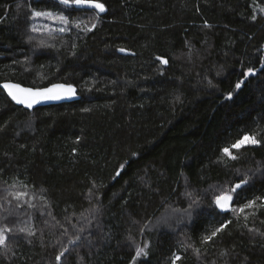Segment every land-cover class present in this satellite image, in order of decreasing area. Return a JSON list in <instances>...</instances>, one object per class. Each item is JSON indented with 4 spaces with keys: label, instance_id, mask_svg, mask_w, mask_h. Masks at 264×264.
I'll return each instance as SVG.
<instances>
[{
    "label": "trees",
    "instance_id": "trees-1",
    "mask_svg": "<svg viewBox=\"0 0 264 264\" xmlns=\"http://www.w3.org/2000/svg\"><path fill=\"white\" fill-rule=\"evenodd\" d=\"M99 2L96 27L81 31L73 23L91 27L96 10L0 0V85L63 83L79 96L27 111L0 87V227L13 229L0 264H264L261 201L232 210L264 197V0ZM33 10L72 23L60 32ZM246 134L261 142L232 149ZM167 215L172 229H155ZM28 226L34 235L18 231Z\"/></svg>",
    "mask_w": 264,
    "mask_h": 264
},
{
    "label": "snow or ice",
    "instance_id": "snow-or-ice-1",
    "mask_svg": "<svg viewBox=\"0 0 264 264\" xmlns=\"http://www.w3.org/2000/svg\"><path fill=\"white\" fill-rule=\"evenodd\" d=\"M59 3L65 8H70V7H77V8H90L96 10L93 16V22L91 24V27H89L87 24H83V27H81V24L83 21L77 20L73 23V26L80 29L81 31H91L93 28L96 27L95 24V19L98 18L100 13L105 12V5L102 2H99V0H59ZM261 12H264V7L260 8ZM31 17L32 18H46L49 20H54L59 22L60 24L64 25L65 27H61L58 29L60 32H65L68 31V25L72 23L69 19L68 16L64 15L63 13H55L52 11H40V10H33L31 12ZM253 20L256 19L255 14L252 17ZM47 26H44L40 29L36 27H32L31 31L36 32V31H50ZM31 39V37H30ZM43 44V42H41ZM120 51H124V49H120ZM159 59V58H158ZM162 63H167L166 60H162ZM250 74H254L252 68H248L244 72V76L248 77ZM211 83V82H209ZM242 82H237L235 87L239 89L241 87ZM3 89L7 91V95L11 98V100L15 101L17 104L25 105L28 108H32L34 104L40 102L41 100H59L62 98H69L73 95H75V91L72 87V85H57L54 84L51 87L40 89V90H32L29 88H22L19 84H14L11 82H4L2 85H0ZM231 96V93H229V97ZM177 99H179L177 97ZM84 111H88V109H84ZM261 141L258 140L254 135H249L246 134L243 136L241 139L237 140L233 145H231L232 149H240L246 145H258ZM75 151V149L73 150ZM222 152L228 156L230 159H236V157L232 154L230 149L228 147H225L222 149ZM133 155H136V153H133ZM121 169L125 167L124 164L120 165ZM119 175V173H117ZM247 183V178L244 180H241L239 183L234 185L229 191L230 193H235L238 189L242 187V185ZM15 187V184L13 185ZM9 195L13 196L14 199L17 201H20L23 199V197L27 196V192H15V193H9ZM187 196L191 197L190 193H186ZM6 199V198H5ZM43 199V197H41ZM233 200V195L226 193V192H221L220 195H217L214 197V202L222 210L229 209L231 207V202ZM260 200L262 207H264V197H257L254 200H249L247 203L243 204L239 209H232L234 212H239L243 213L245 209L253 208L256 206V201ZM8 203H11L8 201ZM47 203V201H45ZM199 201L193 200L192 203L190 204V208L193 205L198 206ZM20 204L17 203V207H19ZM29 206L32 207L33 205L29 203ZM3 207V206H0ZM8 211L9 215L12 214L10 209H5ZM186 212L188 210H185ZM191 215V213H188ZM245 220L248 219L247 215L244 217ZM231 223V221H228L224 224H221L219 227H216L215 230H213L210 234L203 236L202 238V243H208L213 241L215 237L219 233H221L226 227L227 224ZM144 227H148V225H144ZM19 232L21 233H27L28 235H34V229L31 226L28 227H20L18 229ZM143 231V228L141 229ZM13 232V229L10 227H0V246H4L6 242V233H11ZM131 239V237H129ZM149 247V245L146 243L144 247H140L139 245H136L135 247V255L137 257L139 256H146L147 252L146 249ZM63 255V254H61ZM61 255L56 256V261L59 262L61 260ZM135 259V257H134ZM180 257L176 256L174 257L172 264H176V261L179 260Z\"/></svg>",
    "mask_w": 264,
    "mask_h": 264
},
{
    "label": "water",
    "instance_id": "water-1",
    "mask_svg": "<svg viewBox=\"0 0 264 264\" xmlns=\"http://www.w3.org/2000/svg\"><path fill=\"white\" fill-rule=\"evenodd\" d=\"M83 9H86V8H83ZM87 9H90V8H87ZM12 83V82H11ZM14 84H17V83H14ZM57 85H68V84H63V83H56ZM20 85V84H19ZM54 85V84H52ZM52 85L50 86H47L45 88H48V87H51ZM22 88H29V89H32L34 91L36 90H40V89H44V88H30V87H26V86H22L20 85ZM73 89L75 91V95L69 97V98H62V99H59V100H41L40 102L36 103L33 105L32 108H28L26 107L25 105H21V104H17L15 101L11 100V98L7 95V91L5 89H3V91L5 92L6 96H8V98L18 107L20 108H23L27 111H33L34 109H37V108H43V107H48V106H55V105H61V104H67V103H73V102H76L79 100V96H78V93L77 92V89L75 86H73ZM215 203V202H214ZM216 208L218 209L219 212L221 213H227V212H230L231 210V207L229 209H226V210H222L220 209L219 207H217V205L215 204Z\"/></svg>",
    "mask_w": 264,
    "mask_h": 264
},
{
    "label": "rangeland",
    "instance_id": "rangeland-1",
    "mask_svg": "<svg viewBox=\"0 0 264 264\" xmlns=\"http://www.w3.org/2000/svg\"><path fill=\"white\" fill-rule=\"evenodd\" d=\"M38 19V18H37ZM50 21H52V22H55V24H57V26H58V24H59V22H57V21H54V20H50ZM35 23H37V21H35ZM36 25V24H35ZM37 26V25H36ZM41 27V26H40ZM50 28H51V26H49ZM39 38H40V40H43L44 39V37H41V36H39ZM50 39V38H49ZM48 39V41H50ZM43 41H45V40H43ZM172 217H174L173 215H167V216H165V217H162L163 219H161L160 221H158V223H156L155 225H154V228L155 229H172L171 228V221L174 219V218H172ZM186 218V217H185ZM180 221V220H179ZM179 221L176 223L177 225L179 224ZM182 221H183V219H182ZM181 221V222H182ZM176 225V226H177Z\"/></svg>",
    "mask_w": 264,
    "mask_h": 264
}]
</instances>
